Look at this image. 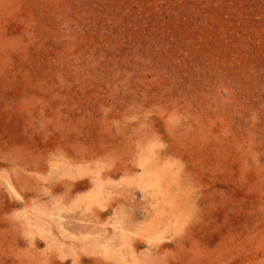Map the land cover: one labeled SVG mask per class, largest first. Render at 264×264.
<instances>
[{
    "label": "rangeland",
    "instance_id": "1",
    "mask_svg": "<svg viewBox=\"0 0 264 264\" xmlns=\"http://www.w3.org/2000/svg\"><path fill=\"white\" fill-rule=\"evenodd\" d=\"M0 264H264V0H0Z\"/></svg>",
    "mask_w": 264,
    "mask_h": 264
},
{
    "label": "bare ground",
    "instance_id": "2",
    "mask_svg": "<svg viewBox=\"0 0 264 264\" xmlns=\"http://www.w3.org/2000/svg\"><path fill=\"white\" fill-rule=\"evenodd\" d=\"M156 167V166H155ZM144 174L142 175V177L143 178H146L147 177V179H151L152 178V180L154 181H156L157 182V180H159L160 179V176H161V174L159 173V171L158 170H156V169H154V168H149L147 165H145L144 164ZM152 180H151V182H152ZM161 187V186H160ZM160 187H158V188H160ZM158 229V228H157ZM157 229H155V230H157ZM156 232V231H155ZM151 238V237H150Z\"/></svg>",
    "mask_w": 264,
    "mask_h": 264
}]
</instances>
